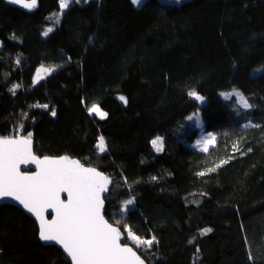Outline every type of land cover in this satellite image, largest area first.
Instances as JSON below:
<instances>
[{"label":"trees","instance_id":"16d2710c","mask_svg":"<svg viewBox=\"0 0 264 264\" xmlns=\"http://www.w3.org/2000/svg\"><path fill=\"white\" fill-rule=\"evenodd\" d=\"M60 10L59 0L32 13L0 0V137L31 134L38 155L110 176L105 217L156 238L138 250L148 264H264V0H75ZM41 65L58 69L34 85ZM232 89L252 106L240 116L221 94ZM94 103L106 119L89 115ZM197 111L216 134L208 152L191 145ZM0 264L71 263L4 204Z\"/></svg>","mask_w":264,"mask_h":264},{"label":"snow or ice","instance_id":"6c2138e0","mask_svg":"<svg viewBox=\"0 0 264 264\" xmlns=\"http://www.w3.org/2000/svg\"><path fill=\"white\" fill-rule=\"evenodd\" d=\"M13 3L23 4L27 9H34L37 0H12ZM75 0H59L61 10L67 9ZM136 6H141L143 0H132ZM62 15V12H61ZM54 24H59L58 16L53 17ZM54 30L47 28L43 33L48 36ZM21 61L17 58L16 63ZM56 69L44 67L36 72L35 83H39ZM16 85L15 88H18ZM15 88L13 91H15ZM197 101L203 102L204 97L196 91L188 93ZM225 98L233 95L240 96L244 108L251 105L242 93L233 91L224 93ZM125 105L128 100L124 96L118 97ZM47 108L48 105H37ZM89 115H95L99 119H106L108 113L102 110L99 104H92L87 109ZM56 115L55 111L51 113ZM189 119H193L192 116ZM215 136H208L200 142V148L204 152L209 151V146L215 143ZM156 152L163 151V140L157 137L151 141ZM98 151H107V145L101 136L98 141ZM234 150H238L235 149ZM228 160L220 161L215 168L228 163ZM35 163L39 171L35 174L21 172L22 164ZM215 168L208 169L209 172ZM200 172L199 175H205ZM111 180L108 176L95 168L85 167L78 160L67 156L44 159L36 158L32 153L31 134L25 137L13 139L0 137V199L12 198L18 201L24 209L32 213L39 222V237L45 242H54L62 247L70 257L72 264H145L137 251L141 248L150 249L154 243H158L153 236L143 239L134 234L129 228L127 237L134 242L137 250L121 243L122 233L118 227H114L105 220L103 215L104 200L102 194L108 191ZM66 193L67 199L61 198ZM134 203V200L126 201L124 208ZM48 209L55 212V217L48 220L45 213ZM211 229H204L207 234Z\"/></svg>","mask_w":264,"mask_h":264},{"label":"water","instance_id":"95a60500","mask_svg":"<svg viewBox=\"0 0 264 264\" xmlns=\"http://www.w3.org/2000/svg\"><path fill=\"white\" fill-rule=\"evenodd\" d=\"M4 1H5L8 5H11V6H13V7H17V8H19V9H22V10L28 12V13H32V12H34V11L39 7V0H37V6H36L34 9H31V10H30V9H27V8H25V7H23V4H16V3H13L12 0H4ZM26 2H27V0H26ZM21 137H25V136H24V135H20V136H11V137H7V138L17 139V138H21ZM31 138H32V153H33V155H34L36 158H38V159H44L45 157H48V158H56V159H58V158H60V157H63V156H47V155H45V156H40V155H38V154L35 152L34 139H33V137H31ZM67 157H68V156H67ZM69 158H70V157H69ZM70 159L80 161V160L77 159V158H70ZM80 163L83 164L81 161H80ZM83 165H84L85 167L95 168L97 171H99V172L103 173L104 175L108 176L106 173H104L103 171L99 170L97 167H93V166H89V165H85V164H83ZM20 170H21V172L26 173V174H35L36 172L39 171V168H38V166H37L35 163H29V164H26V165H25V164H22V165L20 166ZM108 177H109V179L111 180V183L108 185V191H106V192H104V193L102 194V198H103V200H104V208H103V215H104V218H105L106 221H108V222H109L110 224H112L114 227H118V228L120 229V231H121V233H122L121 243H122V244H125V243H126L129 247H133V250L136 251L137 249H136L134 246H132L130 243H127V242H126V235H125V233L123 232V230H122L119 226H117V225L111 223V222L105 217V209H106L105 196L108 195V193H109V191H110V189H111L112 183H113V179H112L110 176H108ZM61 198L64 199V200H66V199H67V194H66V193H62V194H61ZM4 204L12 205V206H15V207L21 209L26 215H28L29 217H31L32 219H34V221L36 222L37 226L39 225V222H38V220L36 219V217H35L32 213H29L26 209H24L23 206H22L18 201L13 200L12 198H3V199H0V206H1V205H4ZM45 216H46V218H47L48 220L53 219V218L55 217V212H54V210H52V209H48L47 212L45 213ZM38 229H39V226H38ZM39 239H40V237H39ZM40 240H41V239H40ZM41 242H42L43 244H45V245H51V246H55V247L59 248V249L64 253V255L67 257V259L70 261V263L72 264V261H71L70 257L67 256V254L63 251V249H62L61 246L55 244L54 242H45V241H42V240H41ZM137 254L141 256V254H140L138 251H137ZM141 259H143V260L145 261V264H148L147 261H146L142 256H141Z\"/></svg>","mask_w":264,"mask_h":264},{"label":"rangeland","instance_id":"374dc122","mask_svg":"<svg viewBox=\"0 0 264 264\" xmlns=\"http://www.w3.org/2000/svg\"><path fill=\"white\" fill-rule=\"evenodd\" d=\"M144 1V0H143ZM167 1H169V2H175V3H181V2H183V1H185V0H167ZM64 10H66V9H63V10H60V12H58L57 13V15H61V12H63ZM0 45H1V42H0ZM41 66H44V67H54L56 70L58 69V67L57 66H52V65H41ZM41 66H39L38 68H37V70H36V72L41 68ZM262 69H264V67L262 68ZM262 69H259V70H257V72L258 71H260V70H262ZM55 70V71H56ZM55 71H53V72H55ZM36 72H35V75H34V78H33V83H34V85H37L38 83H35V76H36ZM52 72V73H53ZM51 73V74H52ZM48 76V75H47ZM46 76V77H47ZM44 80V79H43ZM42 81V80H41ZM40 81V82H41ZM233 91H237V92H239V90H237V89H232V90H229V91H225V92H222L221 94H222V97L226 100V103L228 104V107L231 109V110H233L238 116H240V115H242V110L241 109H244V110H246V109H249V108H244L243 107V105H242V103H241V100H240V96H238V95H233V96H231L230 98H225V96L223 95L224 93H231V92H233ZM240 93V92H239ZM201 96V95H200ZM244 96V95H243ZM246 99H247V101H248V103L251 105V103H250V101H249V99L246 97V96H244ZM38 103H40L39 101H37ZM200 104H202V103H204L205 102V98H204V100H203V102H201V101H198ZM252 107V106H251ZM250 107V108H251ZM192 117H193V119H191V121L193 122V123H195L198 127H199V129H200V131H199V135H198V137L195 139V141L193 142V143H191V145L194 147V148H196V149H198V150H201V148H200V142L201 141H203L205 138H207L208 136H210V135H212V136H215L216 137V134L215 133H213V132H206L204 129H203V121H202V117H201V115H200V113L197 111V112H195V113H193L192 115H191ZM247 125H250V123H245L244 124V126H247ZM18 136V135H17ZM157 137H160V138H162V140H163V136H157ZM156 137V138H157ZM215 143H216V140H215ZM215 143L213 144V145H210L209 146V149L212 147V146H214L215 145ZM202 151V150H201ZM128 231V230H127ZM128 241H129V243H133L134 244V242L133 241H131L129 238H128Z\"/></svg>","mask_w":264,"mask_h":264}]
</instances>
